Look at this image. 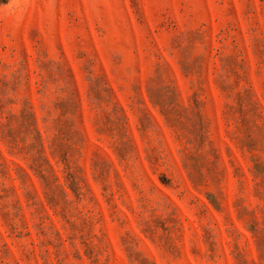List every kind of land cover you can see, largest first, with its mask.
Returning a JSON list of instances; mask_svg holds the SVG:
<instances>
[{
  "label": "rangeland",
  "instance_id": "374dc122",
  "mask_svg": "<svg viewBox=\"0 0 264 264\" xmlns=\"http://www.w3.org/2000/svg\"><path fill=\"white\" fill-rule=\"evenodd\" d=\"M0 264H264V0H0Z\"/></svg>",
  "mask_w": 264,
  "mask_h": 264
}]
</instances>
